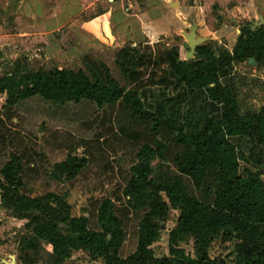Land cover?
<instances>
[{"label": "trees", "instance_id": "1", "mask_svg": "<svg viewBox=\"0 0 264 264\" xmlns=\"http://www.w3.org/2000/svg\"><path fill=\"white\" fill-rule=\"evenodd\" d=\"M173 56L177 58L175 50ZM249 59L264 65V26L242 28L231 52L220 47H198L194 59L176 65L173 97L154 99L151 109L144 107L137 91L111 79L103 65L102 79L92 68L86 72L63 68L22 72L16 67L0 77L4 107L36 97L54 105L88 102L97 108L121 102L129 109L131 122L149 124L151 133L157 132L161 122L168 123L173 143L181 151L171 160L176 173H157L152 163L157 160L162 171L168 144L154 136L153 143L143 144L136 151L122 199L116 201L120 206L110 199L92 201L76 216L68 192L36 198L23 195L22 162L19 156L10 154L0 170L1 206L20 218L39 215L43 221L32 225L29 234L62 261L83 252L91 261L102 260L103 264H225L208 254L209 247L220 240L224 244L235 242V264H264V174L255 170L263 164L264 108L241 115L233 88L218 76L233 64ZM119 67L125 75L123 65ZM194 91L205 94L196 119L193 121L191 111L185 113V122L179 115L171 117L169 109ZM205 102L219 107V115L205 112ZM231 138L244 141L247 153L238 151ZM87 164L85 157L68 155L52 166L49 178L61 184L72 182ZM90 212L92 224L91 217L85 216ZM171 212H176L177 218L168 233V255L157 258L152 246ZM131 213L136 222L130 249L126 250ZM187 238L194 242V257L177 246Z\"/></svg>", "mask_w": 264, "mask_h": 264}, {"label": "rangeland", "instance_id": "2", "mask_svg": "<svg viewBox=\"0 0 264 264\" xmlns=\"http://www.w3.org/2000/svg\"><path fill=\"white\" fill-rule=\"evenodd\" d=\"M172 4L180 5L185 17L173 12ZM103 14L108 15V19H99ZM97 18L98 21L93 20ZM91 19L95 23L84 25ZM105 20H109L110 32L115 34L113 46L117 43L120 48L131 43L139 46L143 32L146 42L153 39L156 27L158 39L170 40L177 33L188 34L197 24L198 37L211 38L230 51L242 28L254 29L264 21V0H0V77L12 73L16 67L22 72L53 68L87 70L81 58L90 47L95 48L93 41L106 44L102 31ZM95 33L97 35H93ZM221 80L233 88L241 115L258 113L264 108V65L250 67L247 61L235 63L221 73ZM4 101L5 97L0 96V107ZM88 108L86 105H54L38 97L28 99L19 107L23 116L21 127L37 136L44 130L75 132ZM232 143L238 151L247 153L244 141L236 139ZM262 160V166L255 170L264 174V149ZM241 166L246 164L241 162ZM88 195L92 196L91 193H69L74 215L83 209ZM176 218L177 213L171 212L152 246L157 258L168 255V233ZM31 224L0 204V264H12L14 256L22 260V254L28 257L26 250L29 249L25 247L30 244ZM38 246L39 251L44 248ZM177 246L194 257L192 239H184ZM208 254L211 259L235 264V242L224 244L217 240L209 247Z\"/></svg>", "mask_w": 264, "mask_h": 264}, {"label": "crops", "instance_id": "3", "mask_svg": "<svg viewBox=\"0 0 264 264\" xmlns=\"http://www.w3.org/2000/svg\"><path fill=\"white\" fill-rule=\"evenodd\" d=\"M175 5L172 4L171 8L173 9H170L185 17L182 7L178 4ZM106 17L108 19V15L103 14L99 19L103 20ZM93 20L98 21V18ZM108 21L102 28V31L105 32L106 44L93 41L95 48L90 47L81 58L82 64L87 67V70L92 68L102 79L103 70L100 66H105L109 77L117 81L121 87L139 93L146 109H151V102L156 98L173 97L172 85L175 81L176 65L179 62L187 61L188 48L183 37V34L186 33H177L170 40H164L165 37L158 39L159 30L156 27L153 39L146 42L144 40L146 33L143 32V40L140 41V44L138 43L139 46L131 43L120 48L117 43L115 46H113L114 43L112 44L115 34L110 32ZM180 22L182 25V20ZM92 23L95 22L91 19L84 25L88 26ZM198 32L199 28L196 24V37L204 39L200 46H210L213 49L220 47L211 38L198 37ZM97 40L99 39L97 38ZM173 50H175L177 58H174ZM103 51H106L105 56H103ZM231 51L232 49L229 52ZM192 59L194 57L190 60ZM110 60L113 61V64L109 63ZM119 64H122L127 71L125 75L122 74ZM79 70L87 71L85 68ZM212 70L215 71L214 66H212ZM221 73H218L220 80ZM0 96L5 97L4 95ZM204 101L205 94L203 92H189L185 101L175 104L169 109V115L171 117L179 115L180 121L185 122V113L191 111L194 114V121L198 109ZM21 104L22 102L7 108L3 104L0 107V170L8 162L10 154L19 156L23 168L21 173L23 187L20 190L23 195L36 198L46 193L62 195L64 192H75V194L81 195L91 192L92 196H87L83 208L87 207L89 202L102 199H110L120 206V203H116V201L122 199V190L128 180V170L135 164L136 151L143 144L153 143L154 136L157 141L166 140L168 144L165 153L166 163L163 164L161 171L157 167L159 162L155 160L152 163L156 168L155 171L157 173L169 171L171 175L176 173L171 160L174 154L181 151V148L173 143L171 126L161 122L157 132L151 133L149 124L131 122L130 111L121 102L102 108H97L88 102L76 104L79 107L85 105L89 107L78 130L75 132H45L44 130L40 132L39 136L34 132L27 131L25 127H21L23 123V116L19 112ZM203 108L209 115L218 116L220 113V108L209 102L203 103ZM236 139L238 138H231L230 141ZM68 155L87 158L86 168L72 182L61 184L51 180L49 173L52 166L64 161ZM69 203L71 204L70 201ZM91 212L85 213V216L90 218ZM73 216L76 215L73 213ZM27 220L32 222L31 226L43 221L37 214ZM92 222L91 217L90 224ZM135 222L134 214H129L127 238L124 243L126 250L130 249L132 227ZM29 237V246L25 244V248L29 249L26 250L29 253L28 257L22 254V260L19 256H14L12 264H103L102 260L91 261L89 255L83 252L73 253L68 260H58L46 250L44 252L43 248L39 251L38 245L40 244L34 241L30 235Z\"/></svg>", "mask_w": 264, "mask_h": 264}, {"label": "water", "instance_id": "4", "mask_svg": "<svg viewBox=\"0 0 264 264\" xmlns=\"http://www.w3.org/2000/svg\"><path fill=\"white\" fill-rule=\"evenodd\" d=\"M264 26V21L261 22V25H258V27ZM256 28V27H255ZM186 46L188 48V52L186 54V60H190L193 58L196 54V49L200 47V45L204 42V39H200L196 37L195 34V25H193L189 29L188 34H183ZM247 65L250 67H255L256 63L253 59L247 60ZM11 261L13 262V258L11 257Z\"/></svg>", "mask_w": 264, "mask_h": 264}]
</instances>
